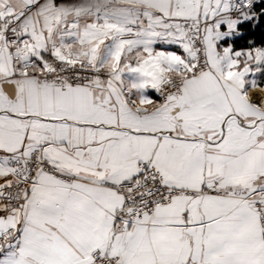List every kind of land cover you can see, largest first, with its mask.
<instances>
[{
	"label": "snow or ice",
	"instance_id": "1",
	"mask_svg": "<svg viewBox=\"0 0 264 264\" xmlns=\"http://www.w3.org/2000/svg\"><path fill=\"white\" fill-rule=\"evenodd\" d=\"M0 264H264V0H0Z\"/></svg>",
	"mask_w": 264,
	"mask_h": 264
}]
</instances>
